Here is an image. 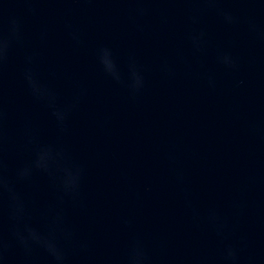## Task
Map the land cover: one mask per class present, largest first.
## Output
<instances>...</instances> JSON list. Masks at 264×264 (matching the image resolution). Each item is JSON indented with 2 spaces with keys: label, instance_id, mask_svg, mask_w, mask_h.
Instances as JSON below:
<instances>
[{
  "label": "water",
  "instance_id": "obj_1",
  "mask_svg": "<svg viewBox=\"0 0 264 264\" xmlns=\"http://www.w3.org/2000/svg\"><path fill=\"white\" fill-rule=\"evenodd\" d=\"M0 264H264V0H0Z\"/></svg>",
  "mask_w": 264,
  "mask_h": 264
}]
</instances>
